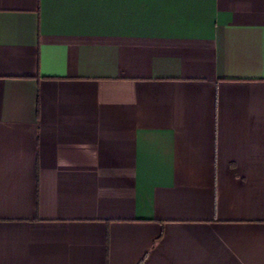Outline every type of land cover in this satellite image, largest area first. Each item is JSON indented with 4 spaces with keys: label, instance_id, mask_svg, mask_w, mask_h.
Masks as SVG:
<instances>
[{
    "label": "crops",
    "instance_id": "0c3cea01",
    "mask_svg": "<svg viewBox=\"0 0 264 264\" xmlns=\"http://www.w3.org/2000/svg\"><path fill=\"white\" fill-rule=\"evenodd\" d=\"M0 264H264V0H0Z\"/></svg>",
    "mask_w": 264,
    "mask_h": 264
}]
</instances>
